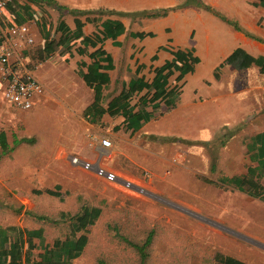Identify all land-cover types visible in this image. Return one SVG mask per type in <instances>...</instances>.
Returning <instances> with one entry per match:
<instances>
[{
	"label": "rangeland",
	"instance_id": "1",
	"mask_svg": "<svg viewBox=\"0 0 264 264\" xmlns=\"http://www.w3.org/2000/svg\"><path fill=\"white\" fill-rule=\"evenodd\" d=\"M44 11L42 25L56 39L58 17L69 20L70 13L58 14L51 6ZM151 40L145 38L144 50ZM38 46L32 43L27 50L44 88L39 102L29 110H18L0 98V116L7 118L0 119V130L7 136L6 149H0V226L41 227L44 243L62 239L67 222L57 221L58 213H74L79 196L101 212L84 233L87 243L82 253L70 264H138L134 251L117 235L134 242L149 230L153 239L145 264H212L215 252L247 264H264V202L204 181L245 171L240 140L264 126V75L256 71L236 75V86L241 78L248 82L247 93L241 99L236 96L240 101L235 112L213 122L210 131L201 123L195 136H105L104 126L81 116L90 94L76 72L74 58L57 49L37 62ZM191 76L182 86L181 104L190 97ZM206 88H198L201 96L210 94ZM39 106V112L30 115ZM105 137L111 141L104 150L110 156L99 158L97 144ZM12 138L32 142L12 145ZM72 158L99 163L141 190L106 182ZM261 182L264 186V179ZM54 185L60 188V199L34 193ZM40 216L47 221L38 220ZM33 243L37 245V240Z\"/></svg>",
	"mask_w": 264,
	"mask_h": 264
},
{
	"label": "crops",
	"instance_id": "2",
	"mask_svg": "<svg viewBox=\"0 0 264 264\" xmlns=\"http://www.w3.org/2000/svg\"><path fill=\"white\" fill-rule=\"evenodd\" d=\"M11 1L29 6L31 17L22 23L27 25L33 40L32 43L39 45L38 48H40L43 40L41 37L42 30L37 29L36 25L40 24L42 15H47L44 11L47 6L54 7L56 13L58 11H62L63 14L70 13L68 15L69 20L60 15H58L60 17L57 20V22L63 20L70 29L73 28V18H77L82 23L83 36L92 41L94 45H87L82 55L76 53L77 47H75L69 56L74 58L73 62L78 75L85 72V68L77 66L78 62L86 64L92 62V59L87 57L89 53L97 52L101 65L106 64L104 56H108L110 66L107 69L103 67V69L98 70L107 77V83L102 85L100 90V104L103 108L121 91L126 90V83L129 79L139 77L149 83L154 74L153 70L160 67L164 62L170 61L174 51L192 49L191 56L196 58V62L193 63L191 70L182 76L177 70H172L167 78L166 89L174 87L177 92L174 105L165 110V108L162 109L159 100L156 99L154 104L147 101L144 107L145 111L149 112L152 110L151 106L160 104L157 107L159 112H157L158 114L154 113L148 121L142 123L132 133L130 130L124 129L122 116L116 115V113L110 115L105 112L101 115L99 123L95 124L104 126L105 136H116L119 133L128 137L140 136L141 134L195 136L203 127L200 126L201 123H205L210 131L213 122L222 118L225 120L228 115L235 112L238 101H240L236 96L241 99L247 93L248 82L241 78V85L236 86V75L249 71H256L264 75V73L259 72L260 67L253 64L246 68L224 64V60L236 50L252 57L263 56L264 58V4H256L257 0H200L212 11L189 4L170 10L162 17L155 18L136 17L131 13L139 10L171 7L183 0H52L54 4L48 5L42 2L38 6L30 4L26 0ZM56 4L62 7L57 8ZM73 11H81V13H74ZM105 19L118 20L123 26V32L113 39H100L102 35L100 23ZM11 23H13L12 15L4 9L3 19L0 21V31H3V27L5 29ZM44 30H46L45 26ZM139 34L146 35L140 37ZM147 37L152 38V40L146 44L144 50L143 44ZM31 44L25 45V49L21 53L24 54L27 51L24 56L32 64V58L27 50V46ZM241 54H237L233 61L237 66L242 62ZM33 73L35 75L34 70ZM210 74L213 76L212 79ZM189 75H192L193 79L192 90L189 99L181 104L182 86ZM35 77L41 79L38 74ZM2 85L3 80L0 78V88ZM84 86L89 91L90 99L80 109L81 111L91 102L93 94L89 86L85 84ZM201 86H206L210 94L201 96L198 92V88ZM153 92V90L142 89L132 93L130 104H134L136 109L139 100H148ZM39 110L40 106L33 109L30 115L37 114ZM58 110L60 109L58 108ZM239 111L241 110L239 109ZM3 117L5 116H0V119ZM207 129H204L205 133H207ZM263 129L264 126L240 140L244 154L245 140ZM0 131L4 134L7 147V136L4 131ZM245 157L244 169L250 164L246 154ZM59 192L61 193L60 189Z\"/></svg>",
	"mask_w": 264,
	"mask_h": 264
},
{
	"label": "trees",
	"instance_id": "3",
	"mask_svg": "<svg viewBox=\"0 0 264 264\" xmlns=\"http://www.w3.org/2000/svg\"><path fill=\"white\" fill-rule=\"evenodd\" d=\"M32 5L38 6L39 3L54 4L52 0H26ZM194 5L202 7L207 11H212L208 6L203 4L200 0H183L181 3H177L171 7H162L158 9L139 10L131 13L136 17H162L170 10L179 8L185 5ZM258 5H263L264 0H257ZM57 8L62 6L56 4ZM12 15V21L16 24H21L25 19L31 17L29 6L20 4L16 1L9 0L4 8ZM32 12V10H31ZM74 13H81V11H73ZM121 14V13H120ZM223 19V18H222ZM39 28L42 30V44L40 48L35 52L34 59L37 62L43 61L46 57L54 53L57 49L59 53L66 52L71 54L73 48H76L78 55L84 54L85 47L87 45H94V43L82 34V23L73 18V28L70 29L64 23L63 20H59L55 26V31L58 32L56 39H52L49 36V32L44 30V26L40 22ZM101 37L103 38H115L117 35L123 32V26L118 20L105 19L100 23ZM234 28H236L234 26ZM146 34H139L143 37ZM79 44V45H78ZM81 45V46H80ZM192 49L176 50L172 53L173 57L170 61L164 62L160 67L153 70L154 74L149 83L142 78L136 77L129 79L126 83V90L121 91L115 98H113L105 108L100 104V90L101 86L107 83V77L103 72H99V69H106L110 66L108 56L105 57L106 64H99L97 52H92L87 55L92 59V62L86 64L78 62L79 68H85V72L79 73L85 85L89 86L92 90V100L81 111L82 118L91 124H98L101 115L108 112L110 115L116 113L123 117V126L125 130L134 132L142 123L148 121L154 113H157V107L161 104L162 109L165 110L171 108L174 105L177 98L176 89L167 88V78L171 74L172 70H177L179 75L189 72L193 63L196 62V58L191 56ZM27 53V51L24 52ZM239 50L234 51L230 56L224 60V64H233L238 68H246L251 64L256 65L259 68V72L264 73V58L263 56L252 57L248 54H244ZM237 54H241L242 62L234 64V59ZM245 60V61H244ZM104 68V69H105ZM142 89L146 91L153 90L152 96L148 100H139V105L135 109L134 104H130L131 95L134 92H139ZM159 100L160 104L157 106H151V111H145L147 101L155 103ZM152 104V105H153ZM158 114V113H157ZM156 115V114H155ZM18 142L31 143V138L13 139L12 144ZM245 154L250 164L245 168L244 173L233 176H220L215 182L211 183L216 186H227L232 189L244 193L245 195L264 202V186L262 180L264 179V129L247 138L244 142ZM0 147L6 148L5 137L3 132L0 131ZM209 170H214V163L211 162ZM59 186L54 185L52 189L46 188L43 190H34V193H45L46 195L61 198L62 194L59 192ZM66 194V192H64ZM77 201L80 202L74 213L59 212L57 221L67 222V230L64 237L55 238L50 243H44L43 229L41 227L34 229H25L18 225L0 226V264H70L72 260L76 259L83 251L87 238L85 232L88 226L99 217L101 209L98 206H93L85 201L83 202L78 196ZM38 220L47 221L44 217H37ZM55 223V220H49ZM117 232H115L116 234ZM117 237L125 242L136 254L138 258V264H145L147 258V250L151 245L153 239V231H147L141 239L136 241H129L121 235ZM33 240H37V245L33 243ZM38 249L39 253L34 255L32 251ZM212 264H247L239 259L231 257L229 255H223L219 252H215L212 257Z\"/></svg>",
	"mask_w": 264,
	"mask_h": 264
},
{
	"label": "built area",
	"instance_id": "4",
	"mask_svg": "<svg viewBox=\"0 0 264 264\" xmlns=\"http://www.w3.org/2000/svg\"><path fill=\"white\" fill-rule=\"evenodd\" d=\"M7 2L8 0H0V21L3 19V10ZM32 41L25 23H11L0 31V78L3 80L1 99L6 105L18 110H29L44 93L43 85L35 77L31 63L21 53L25 49L24 46L31 44ZM110 146L111 141L108 138L99 140L98 147L101 149L98 152L99 158L110 156L109 152L104 151ZM72 162L79 164L86 171L93 172L106 182L129 191L141 190L128 179L101 167L99 163L94 165L92 162L77 158H72ZM144 176L147 174L144 173Z\"/></svg>",
	"mask_w": 264,
	"mask_h": 264
}]
</instances>
